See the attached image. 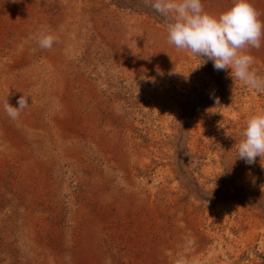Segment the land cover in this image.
Here are the masks:
<instances>
[{
  "label": "rangeland",
  "instance_id": "374dc122",
  "mask_svg": "<svg viewBox=\"0 0 264 264\" xmlns=\"http://www.w3.org/2000/svg\"><path fill=\"white\" fill-rule=\"evenodd\" d=\"M200 62L144 0H0V264H264V92Z\"/></svg>",
  "mask_w": 264,
  "mask_h": 264
},
{
  "label": "clouds",
  "instance_id": "9594fccd",
  "mask_svg": "<svg viewBox=\"0 0 264 264\" xmlns=\"http://www.w3.org/2000/svg\"><path fill=\"white\" fill-rule=\"evenodd\" d=\"M144 3L164 18L170 45L202 58L191 70L211 61L214 70H230L233 80L242 81L256 92H264V77L253 70L254 58L250 54L252 49H260L264 41V21L251 0H233L219 13L205 10L202 0H144ZM55 42V36L40 33V48L51 49ZM215 104H220L218 98ZM27 105L26 95L19 97L17 106L6 99L4 110L15 120ZM241 137L235 159L248 165L255 164L257 157L264 159V109L247 119Z\"/></svg>",
  "mask_w": 264,
  "mask_h": 264
}]
</instances>
